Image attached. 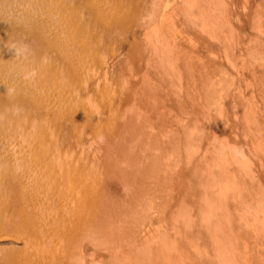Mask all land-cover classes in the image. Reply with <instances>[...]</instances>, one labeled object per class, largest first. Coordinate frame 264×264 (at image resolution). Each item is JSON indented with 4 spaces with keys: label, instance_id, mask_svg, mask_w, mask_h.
I'll return each instance as SVG.
<instances>
[{
    "label": "rangeland",
    "instance_id": "374dc122",
    "mask_svg": "<svg viewBox=\"0 0 264 264\" xmlns=\"http://www.w3.org/2000/svg\"><path fill=\"white\" fill-rule=\"evenodd\" d=\"M62 1L64 3L78 2L77 5H79V0ZM138 1H142V4L145 3L148 10L133 23L132 29H135L136 34L131 31L130 33L119 31L116 22L115 25L113 24L115 18H112L110 22H107L108 20L103 22L106 18L103 15H99L97 20L87 22L90 25L89 30H95L97 36L95 38V31H92L93 35L89 34L83 37L88 38L91 36V38H95V42L93 44L85 42L80 45V49L83 48V52L97 58V67L100 71L102 69L100 78L96 79L100 86H94L99 87V89L95 88L97 89L95 91L96 95H91L90 88L81 89L79 87V81L81 80L79 79L81 78L79 77V43L77 51L74 52L60 44H50L48 38H45V45L41 49L43 52L35 53L44 56L46 54L44 50H50L51 58L63 65L64 70L62 71L67 72V77L71 80L69 81L70 88L63 89L60 86L55 91L54 82L52 81L54 74L48 78H41L38 82H43L41 84L43 86L50 85L49 91L52 93L60 92V95L54 93L53 99L55 100L60 96L58 99L65 107L63 112L66 111V118L68 119L64 120L66 125L62 137L71 142L69 146L61 147V153L63 155L68 154V158L73 155L76 159H79V177L82 180L81 183L79 182V200H71L64 212L68 213L69 207H74L76 212L79 210V214H85L82 217L85 221H81L80 227L85 228V233L88 232L91 236L100 239V248L95 250L87 245L85 246L84 255L88 261H91L93 257L91 253L96 251L99 256H96L97 261L94 264H108L106 261L109 255L107 254L105 242L102 240L105 241L106 236L120 237L127 230L126 226H128L133 231L134 236L139 230L138 242H141L140 248H144V245L149 242L155 243L153 241H157L158 238L164 236L163 239L167 241L164 248L168 249V252L174 253L175 264H192L193 258L199 257L197 250H203L205 247H210L206 258L216 259L219 251L216 252L211 244H215V240L223 238L222 235L218 236V233L223 230L227 233L221 241H224L226 247L230 250H240L249 258L242 257L237 261L227 260L222 264H264V243L261 242H264V0ZM59 2L61 4V1ZM94 3L92 4L93 7ZM156 3H158L157 6ZM78 9L71 10L72 16H78ZM85 11V18H89L90 12L86 9L83 10V12ZM104 12L105 14L108 13L105 10ZM79 17H77L78 20ZM150 17L151 19L157 18V22L151 27H155V30L159 33L158 36L143 29V26L148 25ZM14 24L13 22L12 26L8 27L11 33L6 35L12 37L22 35L18 33L20 30H17L18 32L15 29L12 30ZM112 28L115 31H111ZM123 35L127 36V39H124ZM152 35H154L150 42L152 44H148L146 41ZM113 36L115 37V43L112 42ZM160 36L161 38L163 36L167 38L162 39L159 43ZM39 41L41 42V40ZM163 49L165 51H162ZM166 50L170 51L169 56H172L173 61L167 65H162V61H159V59L164 55V52H168ZM144 51L152 56V61L150 60L153 63V65L151 64L152 69L155 67L163 70L166 69L164 66L169 67L170 64L172 70L162 76V79H157L154 75L148 76L145 71V64L143 63L142 67L139 66L142 62L140 52ZM0 63L1 66L6 64L2 60H0ZM106 63H110L111 67V73L108 76H106L104 70ZM60 68H58V71ZM16 71L20 70H15L11 74H17V76H10L5 80L9 86L16 87L20 82L18 81V79H21L20 75ZM96 80L92 77L90 84L92 82V84H95ZM50 82L52 83L50 84ZM142 86H147L144 89V92L148 93L147 95L155 93L156 90V94L158 93L157 98H160L163 102L158 100L160 102L156 103L157 108L152 110L154 113L146 111V113L141 114L143 110L141 107L139 108V105L135 103L137 100L133 99L131 95L132 88L141 90ZM126 87L128 91H131L130 93L124 89ZM150 87L154 92H151ZM109 88L112 91L115 90L117 97L113 96V93L108 95L110 93ZM30 89L35 96L38 95L34 81L30 85ZM101 91L106 96L108 95L106 102L110 100L109 97H115L117 100L115 109L111 111L108 108V110H105V118L102 115L101 120H98L97 117L92 118L90 108H87L85 111L89 115L85 117V121L81 124L79 112L82 110L78 111L79 99L82 102L89 99L93 101L96 97L99 98L98 100L100 98L104 99ZM120 91H123V95L130 96L128 100L123 101L122 106L119 105L120 95H122ZM27 96L22 94L20 102L27 107V110H31L33 105L28 100L30 97ZM80 105L82 106L81 103ZM71 108L73 110H70ZM187 110H189V113L186 112ZM72 111L75 112L72 114ZM137 111L139 114H137ZM118 112L120 115L117 114ZM156 112L165 115L168 122L159 120ZM126 113L125 119L129 127H126L123 123L121 128L116 130L120 132L127 130L126 132L133 134L137 129L142 130L145 127L147 132L142 133L143 138H145L142 140L143 142L139 145L133 143V146L138 148L139 151L132 148L129 141L127 144L122 143L125 137L119 135L113 129V127L116 128V122H121ZM46 114L50 118V123L51 121L52 124L56 123L53 105L51 112H41V116ZM207 115L212 117L213 120L215 119L217 123L213 124L209 120L212 125H209L208 121L204 123V127L193 124L192 121L196 122L197 118L201 120V117L205 116L206 118ZM173 121L175 122L172 123ZM18 125L19 123L11 120L10 126L17 127ZM101 135L104 137L103 142L99 140ZM149 142H154L155 148L148 149L149 153H146L148 158L145 161L144 149H147ZM158 144L161 146L160 148ZM184 150L185 153H183ZM236 153L240 154L238 155L239 158L245 157L252 163L253 170L250 171L252 177L244 172L245 169L248 170V167L244 168L240 165V159H236ZM169 157L173 159L170 163V169L172 168L178 172L173 180L176 191L178 188L179 195V197L177 196L175 216L179 221H186V223L182 228L174 224L171 229H162L156 234H150L148 233L149 224L147 222L161 216L151 209L150 213L143 214L140 221H130L132 218L130 215L133 214L132 208L141 199L135 201L132 199L131 203L126 193L127 189L123 185H129L131 182L137 184L139 182L137 177L142 179L151 177L149 172L154 167L156 169L161 167L165 170L166 166H169L167 164ZM12 165L8 167L9 173H12V176H9L10 178H13L14 175ZM22 178L24 176L20 173L12 180L16 179L19 184ZM21 188H23L22 184L16 190V195L9 199V203L22 210L21 204L26 199L29 200L32 193H30V196L22 193ZM206 193H209V195L205 196ZM184 194L190 195L189 200L183 196ZM104 195L106 200H104ZM136 196L139 198V195ZM159 196L156 197L158 201L164 200V197ZM203 196H205V199ZM142 199L150 201L148 198ZM100 200L105 201L104 206H109L112 213L114 209L119 210L123 206L126 207L130 220L124 221L128 218L126 214L123 221H114V225L107 224L109 221H101L100 215L104 213L100 211ZM192 200L202 202L205 200L206 205L210 204L208 203L209 200L217 201V203H214L217 212L222 206L226 209L222 207L223 212L210 213L202 204V213L205 218L202 214H198V217L211 219V221H208L209 224L202 226L193 224L189 222L192 218L196 219L195 215H191ZM0 203V209L4 210L5 207H1V205L7 204L1 200V195ZM29 204L27 202V210L30 207L34 210V219L30 220L32 221L30 229L35 234L38 232L36 221L42 220L36 214L37 204L34 202H29ZM187 210L186 214L183 213ZM64 212L62 209L56 210V215H53V218H48L50 224L53 221H58L56 216L63 218L62 213ZM6 213L7 211H3L0 221L7 219ZM93 215L98 216L96 221L93 220ZM16 217L19 221L29 220V217L23 215V212L16 213ZM201 219H198V221H202ZM55 224V227L59 230L53 228L51 229L52 233L55 235L60 234L58 237H64L68 240L66 224L61 226L57 222ZM190 224H193V226L191 227ZM69 227L71 226L69 225ZM195 227H201L202 230L198 229L200 233L197 232L196 235L191 236L190 240H186L192 244L187 249L190 247V252L191 254L195 252V257L188 258L184 254L187 250L181 253V257L177 256L176 249L178 243L183 240L184 231H190ZM228 231H233L238 236L237 244H234V246H232V241H229ZM84 232L82 231L83 235H85ZM123 237L126 239H121L119 244L112 243L114 249H116L115 247L117 249L121 247V244H128V236L124 234ZM71 244V241L65 242V250H68L69 247L74 251L77 250L75 249L78 247H76L77 244L74 246L75 248ZM22 245L23 243L16 242L13 236L0 235V260L3 258L2 255L10 253L8 250H18ZM32 246L29 247V250L38 248ZM51 249L49 251L53 252V247ZM122 253L124 252L120 251L121 256ZM165 253L163 250L161 256ZM128 255L135 254L133 252ZM132 258L134 257L132 256ZM0 264L2 263L0 262Z\"/></svg>",
    "mask_w": 264,
    "mask_h": 264
},
{
    "label": "bare ground",
    "instance_id": "6f19581e",
    "mask_svg": "<svg viewBox=\"0 0 264 264\" xmlns=\"http://www.w3.org/2000/svg\"><path fill=\"white\" fill-rule=\"evenodd\" d=\"M59 1H61V4ZM93 3L94 7L92 5ZM142 3V1L138 0L137 2H135V0H99V2L98 0H79V5H77L78 2L64 3L62 0H0V60H2V62H6V64L2 66L0 65V195L1 200L5 201L7 204L1 205V207H5L4 210L2 208L0 209V218L3 215V211H7V219H5L4 221H0V235L6 237L13 236L16 242L23 243L22 247H20L18 250H8V252L10 253L2 255L1 257L3 258L0 260L2 264H94V262L97 261L96 256L99 255L96 251L91 253L93 255L91 261H88V259L84 255L85 246L89 245L90 247L97 250L101 245L100 239L98 240V237L91 236L88 232L85 233V228L80 227L81 221H85L84 219H82L83 215L85 214H79V210L76 212L74 210V207H69L68 213L64 212L69 206L71 200H79V182L81 183L82 181L79 177V159H76L73 155L68 158V154L63 155L61 153V147L63 148L71 144L69 140H65V138L62 137V135L64 134V127L66 125L64 123V120L68 119L66 118V111L63 112V110H65V107L63 106L61 100L58 99L60 96L58 98H55V100L53 99L56 93H59L60 95L59 91H57L56 93L54 92V95V93L49 91V89L51 88L50 85L43 86L41 85L43 84V82H38L39 79L48 78L54 74L52 77V81L54 82L53 87L55 91V89L60 86H62L63 89L70 88L71 84L69 83V81L71 80L69 79V77H67V72L62 71L64 70V67H62L63 65L60 64V62L57 63L54 59L51 58L50 50H44V53H46L44 54V56H40L39 54L35 53L41 51V49L45 45V38H48V42L50 44H60L68 48L70 51L72 50L74 52L77 51L79 43V77H81L79 78L81 79L79 81V87L81 89L90 88V91H92L91 95H96L95 91L97 89L95 88L97 87L99 89L98 86H100L99 82H97L96 79L100 78L102 69L100 71V69L97 67V58L92 57V55L89 53L83 52V48L80 49V45L85 42H90V44H93L97 36L95 30H89L90 25L87 22H92L94 19L97 20L99 15H103L104 17H106L103 22L107 20V22H110L112 21V18H115L113 24L115 25L116 22V25L118 27L117 29H119V31H126L127 33H130L131 31L133 32V34H136L135 29H132L133 23L136 22V19L140 15L147 12L148 10L147 5L145 3ZM155 5L157 6L158 3H156ZM76 8H79V20L77 19V15L72 16L71 14V10ZM85 9L90 12L89 18H85L84 16L86 11L83 12V10ZM104 10L108 13L105 14ZM151 17L148 25L143 26V29L146 32H153L154 35H159L158 31L155 30V27H151L157 22V18L151 19ZM13 22L15 24L12 30H20V32H17L22 35H16L15 37L6 35L7 33H11L9 32L10 30L8 29V27L10 25L12 26ZM110 30L115 31L114 28ZM92 31H95V38H91V36H89L88 38H83L89 34L93 35ZM154 35H152L149 40L146 41L148 44H152L150 42L152 41L151 38H153ZM123 37L124 39H127V36L123 35ZM166 38V36H163V38H161L160 36L158 42L160 43L162 39ZM39 40H41V42ZM112 42H116L114 36ZM14 43H24L29 45L32 54L27 59L18 58L15 55V50L11 47V45ZM102 46L105 47L104 45ZM162 51H165V49H163ZM166 52L167 53L164 52V55L161 57V59H159V61H162V65H167L168 63H171L173 61L172 56H169L170 51L166 50ZM140 53L142 55L140 58L142 59V62L139 66L142 67L145 64V71L148 73V76L154 75L157 79H162V76L166 75L167 72H170L172 70L170 64L169 67L164 66L167 70H162L159 68L157 69L155 67L152 69L151 64L153 65V63L150 62L152 56H150L149 53L145 51ZM45 59L47 60V63H44ZM104 67L105 74H107L106 76H108L111 73L110 63H106ZM58 68H60L59 71ZM25 69L36 70L38 73L36 78L34 80L25 79ZM15 70H20L16 71V73L20 75L21 79H18V81L20 82L16 87L9 86V84H7L5 80L10 76H17V74H11V72H15ZM80 72L82 73L80 74ZM92 77L96 80L95 84H92L93 82L90 84V79ZM33 81L37 88V96H35L30 89V85L33 83ZM51 83L52 82H50V84ZM95 85L98 86L94 87ZM146 87L147 86H142L140 88L141 90L132 88L133 91L131 93L133 99L135 98L137 100L135 101V103L138 104L139 108L141 107V109L143 110L141 114L146 113V111L154 113V111L152 110H155V108H157L156 103L161 101L160 98H157L158 93L156 94V90L155 93H150L149 95H147L148 93L144 92V89ZM126 88L124 89L128 91V88ZM150 88L152 89V87ZM109 92L110 93L108 95H112L113 93V96L117 97L115 90L112 91L109 88ZM120 92L122 95H120L121 97L119 100V105L122 106L123 101L128 100L130 96L128 97V95H123V91ZM130 92L131 91H128V93ZM151 92H154L153 89ZM22 94H26L30 97L28 98V100H30L33 105V108L31 110H27V107H25L24 104L20 102V97ZM102 96L105 100L102 98L98 100L99 98L96 97L95 99H93V101L89 99L87 101L83 100L84 102H82L79 99L78 111L80 109L82 110L81 112H79V121L81 122V124L85 121V117L89 115L85 111L87 108H90V114L92 118L97 117L98 120H101L102 115L105 118V110H108V108L111 111L115 109V105L117 102L115 97H109L110 100L106 102L107 96L104 92L102 93ZM220 96L222 97V95ZM80 103L85 107H82ZM52 105L53 109H55L56 117L54 119L56 120V123L54 124H52V121L51 123L49 122L50 118L49 116H47V114L45 116H41V112H51ZM150 108L152 109L147 110ZM70 110H73V108H71ZM74 112L75 111H72V114ZM119 112L117 113L118 115H120ZM186 112L189 113V110H187ZM137 114H139L138 111ZM156 115L159 120L165 121L166 123L168 122V118L165 117V115H163L161 112H156ZM126 116L127 113L125 116H123L121 122H116V128L113 127V129L119 135L125 137V140L122 143L127 144L129 141L131 142L132 148L135 149L136 147L133 146V143H136L138 145L141 144L143 142L142 140L145 139L143 138L142 133H146L147 130L144 127L142 130L137 129L133 134H129L128 132H126L127 130L125 132L116 130L117 128H121L123 123L126 127H129V124L125 119ZM211 119L212 117H208L207 115L206 118L204 116L201 117V120L200 118H197L196 122H192L193 124H195V126L200 127H204V123L208 122L209 120L213 122V124L217 123L215 119ZM11 120L19 123V125L17 127L10 126ZM210 121L208 122V124L212 125ZM27 122L30 123L28 124ZM174 122L175 121H173L172 123ZM133 135L135 136L134 138ZM60 140L63 141L58 142ZM150 143L151 142H149L150 147L147 146V149H144L145 161L148 158L146 154L149 153L148 149L155 148L154 142L151 143V145ZM160 145L162 144L160 143ZM160 145L158 144L159 148L161 147ZM136 150L139 151L138 148H136ZM183 153H185V150ZM238 155L240 154L236 153V159L239 158ZM239 159L240 165L244 166V168H246V166L248 167V170L245 169L244 172L252 177V174L250 172L251 170H253L252 163L245 157H241ZM172 160L173 159L169 157L167 161V164H169V166H166L165 170H163L161 167L160 169H156L154 167L153 170L149 172L151 177H146L143 179L141 177H137L139 179H136L139 181L137 184L131 182L129 185H123V187H126L127 189L126 193L128 195H126L129 197V201H131V203L133 200L135 201L136 199H141L140 202H138V204L136 203L132 208L133 214L130 215V217H132L131 220L129 219L126 207L123 206V208H120L119 210L114 209V212L112 213V210L109 209V206H104V200H106V197L104 195V200H100L99 203L100 211H103L104 213L100 215L101 221H109L107 224L111 223L112 225H114V221H123L126 214L128 218H126L124 221H140V218L143 217V214H147L148 212L150 213V210L152 209L155 211L154 213H157L163 218H155V220H150L151 222H147L149 224L148 233L156 234L159 230L171 229L174 224H177L180 228H182L185 225L186 221H179L175 216L177 196L179 197V195L178 188L176 191L173 180L176 178L175 175L178 172L172 168L170 169V163ZM11 164H13L12 166L14 169V171H12L14 172L13 178L16 175L18 176L20 173H22L24 176L19 184L16 179L12 180L13 178L9 177L12 176V173H9L8 171V167L11 166ZM10 180L12 181L10 182ZM21 184L23 185V188L20 189L22 193L28 194L29 196L30 193H32V195L29 197V200L26 199V201L21 204L22 210L15 205H10L9 203V199L13 195H16V190L19 189ZM136 195H139V198H137ZM204 195L208 196L209 193H206ZM157 196L161 198L164 197V200L158 201V199H156ZM183 196L186 199L190 197L189 194H184ZM205 196H203L204 199ZM142 198H148L150 199V201H144ZM27 202L28 204L29 202H34L37 204L38 208L36 209V214L38 215V217H40L39 219L42 220L36 221L38 232L35 234H33L32 230L30 229L32 222L30 220L34 219V210L31 207L27 210ZM204 202L199 200H192L191 215H195L196 219L192 218L191 221H189L190 223L199 224L201 226L209 224L208 221H211V219H204L205 216L202 213V204L203 206H205L206 210H208L210 213H214L216 211V205L214 203H217V201L213 202V200H209V205H206ZM222 207L218 212L216 211L215 213L217 214L223 212V208L225 207ZM58 209L63 210L64 213L62 214L64 215V217L61 218L56 216V220L58 219V221H53L50 224L48 218H53V215H56V210ZM85 209L87 208L85 207ZM192 211H194V213H192ZM18 212H23V215L29 217V220L19 221V219L16 217V213ZM187 212L188 210L183 213L186 214ZM28 213L29 215H27ZM105 213L109 216H107ZM198 214H202L204 218H199ZM79 217H81V219H79ZM92 218L94 221H96L98 216L93 215ZM45 219H47V221H45ZM198 219H201L202 221H198ZM55 222H57L59 226L66 224L69 236L68 240H66L64 237H58L60 234L55 235L54 233H52L51 229L57 228L55 227ZM193 224H190V226L192 227ZM69 225L71 227H69ZM126 227L127 230H125L120 237L106 236L105 241L102 240L103 242H105V245L107 247L106 250L109 258L106 262H108V264H175L174 253L168 252L169 250L164 248L167 245L166 239H163L164 236H160L161 238H158V240L155 239L157 240L153 241L155 243L149 242L148 244L144 245V248H140L141 242H138L140 234L139 230H137V234L135 235V237L134 234H132L133 231L131 230V228L128 226ZM198 229L200 231L202 230L201 227H195L190 231H184L182 235L183 240L178 243L176 249L177 256L181 257V253L187 250V252H185L184 254L188 258L195 257V252L192 254L190 252V247L192 244L186 240H190L191 236L196 235L195 233L198 232ZM256 229H258V227H256ZM82 231L85 235H83ZM225 233L227 232L221 230L218 233V236L222 235V237L225 238ZM124 234L128 236V244H121V247H119L118 249L117 247H115L116 249H114L112 243L119 244L120 240L125 238L123 237ZM227 235L229 241H232V246H234V244H237V234H235L233 231H228ZM213 239L215 240V238ZM222 239H217L215 240V244H211L212 248L216 252L219 251L216 259L206 258V254H209L210 247H205L203 248V250L194 249L198 251L199 257L193 258V261L191 263L222 264L227 260L237 261L242 257H244L245 259L249 258V256L241 253L240 250L228 249L224 241H221ZM70 241L73 248H75L74 246L77 244L76 247H78L75 248L77 250L74 251L70 249L71 247H69L68 250H65V242L68 243ZM261 242L262 244L264 243L263 241ZM55 244H57L58 246ZM31 246L33 248H38L36 250H29V247ZM51 246L53 247V252L49 251V249L52 250ZM188 246L190 247L187 249ZM163 250L166 253L161 256ZM228 250H230L231 252H228ZM120 251L124 252L122 253V256L120 254ZM133 252L135 255L132 256L135 259L132 258L131 255H128L129 253Z\"/></svg>",
    "mask_w": 264,
    "mask_h": 264
},
{
    "label": "clouds",
    "instance_id": "9594fccd",
    "mask_svg": "<svg viewBox=\"0 0 264 264\" xmlns=\"http://www.w3.org/2000/svg\"><path fill=\"white\" fill-rule=\"evenodd\" d=\"M11 47H12V49L15 50V55L18 58L27 59L32 54L31 48L27 44L14 43L11 45ZM44 63H47L46 59L44 60ZM37 74H38L37 71L34 69L33 70L25 69V79H33L34 80L36 78ZM99 140H100V142H103L104 137L101 135L99 137Z\"/></svg>",
    "mask_w": 264,
    "mask_h": 264
}]
</instances>
